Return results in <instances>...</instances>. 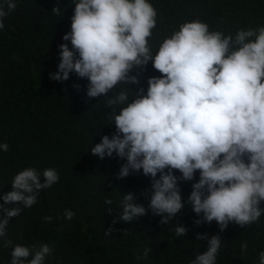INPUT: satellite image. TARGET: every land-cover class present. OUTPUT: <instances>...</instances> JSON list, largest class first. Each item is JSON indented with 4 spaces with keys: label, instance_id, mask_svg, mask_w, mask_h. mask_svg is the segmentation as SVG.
I'll return each instance as SVG.
<instances>
[{
    "label": "clouds",
    "instance_id": "clouds-1",
    "mask_svg": "<svg viewBox=\"0 0 264 264\" xmlns=\"http://www.w3.org/2000/svg\"><path fill=\"white\" fill-rule=\"evenodd\" d=\"M16 8V0L0 4V29ZM52 11L62 14L59 6ZM157 16L149 0H76L71 31L62 38L71 47L58 46L59 63L49 79L63 84L75 74L87 80L89 100L106 98L115 132L103 135L91 154L125 161L118 179L141 171L149 177L150 186L141 195L149 200L152 213L163 217L161 224H168L186 203L197 216L202 214L194 222L197 226L216 221L224 230L230 222L241 228L258 223L264 214V27L241 28L233 38L210 32L209 25L197 19L182 23L153 52L149 38ZM149 62L161 75L147 79L146 92L140 87L109 96L119 84H139L129 73L133 68L146 71ZM73 88L80 92L84 86L77 83ZM116 106H123L118 113ZM8 150L7 143H0V151ZM58 181L53 168L41 173L28 167L12 178V191L0 197V238L3 248H11L10 264H45L53 255L47 243L36 248L13 244L7 237L10 219L32 208L39 191ZM190 181L185 202L181 184ZM136 199L131 192L123 196L120 220L146 214ZM21 204L23 209L6 207ZM74 216L65 210L67 220ZM44 219L51 222L52 217ZM187 231L184 226L174 228L177 237ZM196 239L207 240V250L191 264H216L221 237L198 234ZM240 248L246 253L248 243ZM259 261L264 264V251Z\"/></svg>",
    "mask_w": 264,
    "mask_h": 264
},
{
    "label": "trees",
    "instance_id": "trees-1",
    "mask_svg": "<svg viewBox=\"0 0 264 264\" xmlns=\"http://www.w3.org/2000/svg\"><path fill=\"white\" fill-rule=\"evenodd\" d=\"M75 2L16 0L17 8L0 29V143L9 145L7 152L0 151V197L12 191V178L25 168L34 167L41 173L53 168L59 174L56 184L39 191L38 202L32 208L6 205L23 209L10 219L7 238L13 244L36 248L44 243L52 245L53 255L46 258L45 264H191L207 250L208 241H198L197 235L207 234L209 239L219 235L222 248L216 264H260L264 214L251 226L241 228L230 222L221 230L216 221L195 225L202 214L197 216L186 203L168 224H161L163 217L154 215L148 208L149 200L141 195L150 186V178L141 171L118 179L125 161L91 154L103 135L115 132L109 118L112 108L103 96L87 98L86 79L75 74L63 84L49 79L59 63L58 46L69 43L71 47L62 38L71 31ZM149 2L158 11L157 27L149 38L153 52L182 23L197 19L207 23L210 32L220 31L233 38L241 28L264 27V0ZM2 3L4 0H0ZM57 6L60 16L52 11ZM129 74L137 76L139 84H119L109 96L140 87L146 92L147 79L161 75L151 62L146 71L133 68ZM77 83L84 86L80 92L73 88ZM129 95L131 101L133 93ZM120 107L116 106L117 113ZM196 175L198 179L199 173ZM192 183L181 184L185 202ZM129 192L147 212L124 222L119 219L121 202ZM106 199L112 204H106ZM66 209L75 213L70 221L65 217ZM45 216H51V222ZM177 226L186 227L187 234L177 237ZM110 228L113 231L106 234ZM3 242L0 238V264H10L11 248H3ZM244 242L248 243L246 253L240 248Z\"/></svg>",
    "mask_w": 264,
    "mask_h": 264
}]
</instances>
